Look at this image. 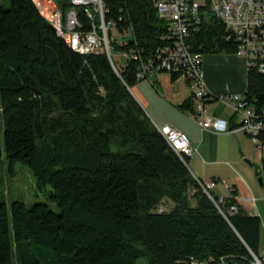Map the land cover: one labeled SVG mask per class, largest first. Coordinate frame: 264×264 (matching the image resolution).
Segmentation results:
<instances>
[{"label": "trees", "instance_id": "trees-1", "mask_svg": "<svg viewBox=\"0 0 264 264\" xmlns=\"http://www.w3.org/2000/svg\"><path fill=\"white\" fill-rule=\"evenodd\" d=\"M53 1L65 19L70 0ZM102 4L112 50L140 58L121 69L104 53L71 50L32 0L0 4L1 170L5 179L26 168L58 210L0 202V264H255L259 217L233 188L209 198L129 92L141 63L174 44L154 1ZM75 11L77 31L88 33L83 8ZM113 29L132 40L117 44ZM187 43L202 56L238 49L212 17L189 27ZM245 96L264 122V71L248 68ZM193 107L191 98L179 109L192 115ZM257 140L264 145V134Z\"/></svg>", "mask_w": 264, "mask_h": 264}, {"label": "built area", "instance_id": "built-area-1", "mask_svg": "<svg viewBox=\"0 0 264 264\" xmlns=\"http://www.w3.org/2000/svg\"><path fill=\"white\" fill-rule=\"evenodd\" d=\"M42 17L54 30L56 36L64 40L71 50L85 56L92 53H104L114 67L112 61L113 39L109 38L110 24L104 21L102 0H70L72 9L65 19L61 11L46 0H32ZM157 17L168 27L174 38L173 47L165 49L157 55L155 61L141 63L137 73L139 81L151 80L164 70L168 73H180L179 80L188 84L194 103V113L190 115L194 123L203 131L228 133L226 121L206 114L209 94L204 82L202 70L203 56L194 53L187 43L189 27L200 20L215 18L225 29L233 34L238 44L235 56L246 60L247 66L257 67L264 71V0H153ZM76 8H83V13L91 22V30L81 34ZM122 45V43L120 44ZM124 61L140 60L132 52L121 53ZM248 70V69H247ZM234 115L240 117L236 130L250 137L257 145L260 155L264 154V145L259 144L258 137L264 134V122L257 115L254 107L246 100L245 93L219 99ZM158 134L165 140L171 150L181 159L192 158L193 148L187 137L169 127H157ZM196 179V178H195ZM202 191L212 198L210 192L215 186L213 181L196 179ZM255 264H264V250L260 258L253 256ZM191 264H202L192 261Z\"/></svg>", "mask_w": 264, "mask_h": 264}, {"label": "crops", "instance_id": "crops-1", "mask_svg": "<svg viewBox=\"0 0 264 264\" xmlns=\"http://www.w3.org/2000/svg\"><path fill=\"white\" fill-rule=\"evenodd\" d=\"M247 69L246 60L235 55H205L202 58L204 82L210 98L206 114L226 121L232 130L228 133L203 131L189 120L187 112L179 109L191 99L188 84L183 80L171 82L168 75L157 74L148 82L139 81L129 92L154 125L169 126L187 137L193 148L187 167L194 178L213 181L215 186L211 193L219 200L229 197L230 189H235L239 205L246 213L256 214L261 221L264 216L257 208V201L264 202L263 191L254 183V171L244 164L255 162V156L248 148L247 136L236 130L240 117L219 100L245 93ZM250 165L255 167V164ZM259 174L264 182L261 164ZM263 238L260 232V251L264 250Z\"/></svg>", "mask_w": 264, "mask_h": 264}, {"label": "rangeland", "instance_id": "rangeland-1", "mask_svg": "<svg viewBox=\"0 0 264 264\" xmlns=\"http://www.w3.org/2000/svg\"><path fill=\"white\" fill-rule=\"evenodd\" d=\"M46 1L47 3L50 2L56 6L53 0H46ZM195 1L198 3H203V1L201 0H195ZM0 4H4L5 6H7V0H0ZM112 35H113L114 40L117 42V44L121 42L128 43L132 40V35L130 31H128L127 34L120 35L116 29H113ZM112 60L118 69H121L125 65L122 55L116 51L112 52ZM145 81L148 82L149 80H145ZM144 112L148 117L149 116L148 113L146 111ZM189 118H190L189 120L193 121L191 116ZM246 139L249 141L248 148L254 154L256 161L255 162L250 161V164H255V167H252L247 162H244V164L254 171L255 173L254 183L258 187L259 190L263 191V195H264V182L262 180V185H260L259 183V179H262V176L259 174V165L261 164V158L262 156L264 157V154L263 155L259 154L257 145L254 143V141L250 137L247 136ZM4 174L5 172L1 170V166H0V180H1L0 181V202H4L6 205H9L12 201L19 200V201H22L28 207L33 206L34 204L44 203V204H48V206L50 207L52 211L58 212L55 204L51 203L48 200L47 193L49 189H47V192L45 191L44 193H39L35 188L32 175L26 168L17 166L15 168L14 177H9L8 175H6L7 178L4 179ZM257 208L261 210L264 216V202L257 201ZM256 212L258 213L257 209H256ZM261 234L264 237V219L262 218H261ZM262 241H264V238Z\"/></svg>", "mask_w": 264, "mask_h": 264}, {"label": "water", "instance_id": "water-1", "mask_svg": "<svg viewBox=\"0 0 264 264\" xmlns=\"http://www.w3.org/2000/svg\"><path fill=\"white\" fill-rule=\"evenodd\" d=\"M52 31H53V33H55L53 29H52ZM259 183H260V185H262V179H259Z\"/></svg>", "mask_w": 264, "mask_h": 264}]
</instances>
